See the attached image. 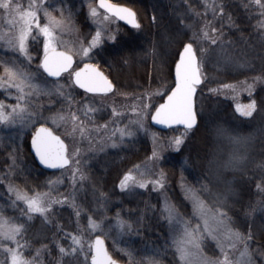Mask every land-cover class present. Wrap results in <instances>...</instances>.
<instances>
[{"label": "trees", "instance_id": "1", "mask_svg": "<svg viewBox=\"0 0 264 264\" xmlns=\"http://www.w3.org/2000/svg\"><path fill=\"white\" fill-rule=\"evenodd\" d=\"M114 1L132 7L140 23V28H135L117 20L116 39L105 41L93 53L92 61L114 79L116 88L120 83L112 75L113 68L129 76L127 92L162 88L153 98L156 107L173 87V67L180 49L193 43L202 61L203 83L196 97L198 126L187 133L179 149L173 146L172 139L181 136L185 128L157 131L166 140L160 166L165 172L172 202L182 216L192 222V210L181 188L185 182L215 208L223 206L232 218L229 223L234 229L245 234L252 232L249 249L263 250L264 211L260 205L264 203V82H256L251 95L242 88L239 95L219 89L225 84L240 88L243 81L252 84L253 77L264 76V29L259 27V22L264 21V7H261L264 0L261 5L255 0ZM220 5H223V13L219 11ZM49 8L57 17H61L58 9L63 8V16L69 18L77 35L89 39L94 34L95 27L88 18L84 0H57ZM213 28L220 33L218 37L212 32ZM204 30L217 38V44L201 38ZM194 33L199 34L197 39H193ZM41 44L40 37L30 40V53L35 56L33 67L50 81L37 68L42 57ZM201 48L207 49L206 55L201 54ZM227 57L231 58L229 62H226ZM82 93L76 89V94ZM252 99L257 101L256 112L252 117L242 116L236 105H247ZM46 101L50 100H42L38 120L30 130L14 137L7 135L0 144V209L9 217V185L18 186L29 194L38 191L54 197L67 189L65 182L58 183L54 179L59 172L41 169L30 152L32 131L39 124L51 126L45 118L51 106ZM150 146L148 137L138 133V137L128 140L125 146L103 152L94 159L86 167L85 181L75 189L76 207H73L74 197L62 199V204H53L48 218L32 214L30 220L27 209L15 207L19 212L16 222L27 229L20 236L21 245L25 241L29 245L22 249L25 256L31 258L39 249L38 260L43 263L52 264L53 258L59 260L60 246L66 243V236L76 233L70 231L77 224L79 211L80 219L93 214L104 227L113 225L118 215L134 226L135 231L128 232L120 241L116 232L96 234L105 237L111 254L123 263L130 264L127 253L131 252L134 258L131 264H149L153 258L159 264H181L174 232L159 198L150 195L146 208L133 193L135 190L124 191L119 186L130 168L149 152ZM236 157L243 159L235 160ZM106 158L111 160L105 163ZM99 161L102 167H98ZM142 193L145 197V192ZM140 204L144 206L143 212H140ZM118 242L126 252L117 248ZM203 245L205 249H214L209 242ZM74 256H67L65 263H82L80 256Z\"/></svg>", "mask_w": 264, "mask_h": 264}, {"label": "snow or ice", "instance_id": "2", "mask_svg": "<svg viewBox=\"0 0 264 264\" xmlns=\"http://www.w3.org/2000/svg\"><path fill=\"white\" fill-rule=\"evenodd\" d=\"M57 2V0H53ZM257 5H261V0H255ZM264 7V5H261ZM0 8L5 10L9 17V23L12 25H19L18 34L8 35L6 33H0V40L6 41L7 45L15 52L20 53L29 63L34 59L30 53L29 38L33 40L43 37V59L40 65H37L38 69H42L51 77L59 78L64 73H68L69 76H73L74 83L79 85L80 88L86 89L89 93L107 94L111 93L115 89L113 82L99 70L98 66L94 64H85L83 68L79 70L73 69L75 63L74 54L69 51H61L58 47L60 39L57 35V31H67L70 28V20L68 17H64V9H58L62 18H57L52 12L48 11V8L43 2H30L25 10L24 6L19 3H14V0H0ZM90 15L94 19H98V23L103 25L112 18H119L127 21L135 28H140L139 20L137 19V13L126 5L113 3L112 0H99L98 5H89ZM103 10V12L101 11ZM219 11L223 13V5H220ZM43 14L47 18V23L41 25L40 16ZM70 16V13H69ZM259 27L264 29V21L259 22ZM37 30V35L33 36V29ZM207 28V25L205 26ZM212 32L218 37L220 33L217 29H212ZM199 34L194 33L193 39H197ZM103 33L97 30L92 37L91 42L87 47L81 45L80 53L82 57H88L94 47L99 46L103 42ZM203 40L210 41L211 44H217V38L209 35L207 30L202 32ZM108 39L115 40L116 36L111 35ZM202 55H206L207 49H200ZM231 60L230 57L226 58V62ZM3 63L4 73L0 75V89L3 88H16L21 95L17 97L21 103L16 105H6L3 101H0V123L13 124L17 121L24 122L25 119H30L32 113L28 110L25 103L26 96L31 93H26L25 89H30L34 92H39L41 86L33 83L37 79L35 74H32L22 66L19 62L12 61L11 63ZM204 73L202 72V61L197 55V48L194 44L189 42L183 47V53L180 56L179 62L176 65V78L177 83L171 94L168 95L167 101L160 104L155 109V115L151 118L159 124H164L169 127L172 125H183L185 132L179 137H173L172 143L176 149L184 143L187 133L196 127L197 113L195 96L197 87L203 83ZM253 83L249 84L247 80L241 83L240 88L234 84L223 85L224 89H231L237 92L241 88L252 94L255 88L256 82H264V76L253 77ZM65 86L57 84L55 91L58 95H64L61 91ZM213 91H217L214 89ZM151 93L146 96L142 95L138 99L140 103L133 109L140 119L134 121L138 127H143V120L147 118L148 111L151 109ZM67 99L71 101V97ZM145 100L149 101L145 103ZM10 108L11 111L6 109ZM98 109H94L91 106H85V115L88 112H94ZM236 110L244 117H252L253 113L257 110V101L252 99L247 105L237 104ZM51 119L54 123L64 122L68 119L62 113L54 114ZM71 121L73 124V133L76 128L83 124L79 117L74 113L71 114ZM79 122V123H77ZM107 128L108 125H103ZM121 136H132L135 133L121 129ZM35 146L36 152L40 157V160L51 168H64L65 166L73 163L70 156L78 155V150L74 149L73 153L69 152V145L65 143L60 136L53 133L52 129L41 126L36 132L35 138L32 141ZM115 146V145H113ZM158 158V153L153 152V159ZM235 160H242V157H236ZM78 164L79 161L77 160ZM139 168V166H136ZM79 172V168L76 169ZM161 178L155 181L146 180L143 178H137L132 171H129L120 183L121 189L131 188L139 186L141 188H147L149 183H154L159 188H163L162 183L164 174L161 172ZM80 179L83 180L84 176L81 175ZM8 190L15 194L16 200L12 201L15 205L16 201H23L28 209L26 213L27 218L30 220L32 214L39 213L45 218L50 213L52 205L60 203L58 200L52 199L50 193H41L36 191L34 195L29 194L26 190L9 185ZM187 197L192 201L194 215H198L202 222L203 227L207 230V233L212 236L214 240H218L220 245V251L223 254V259H213L209 257L203 251L202 240L204 234L199 230L201 225L191 226V222L183 218L179 213V210L174 204H166L165 212L167 219L170 222L180 224L183 229V235L174 241L177 252L179 253V260L182 264H254L251 251L249 249V243L252 241V232L249 230L247 234L233 229L230 225L231 217L224 210V207H218L215 210L209 208L206 202L199 196L198 190L193 187H188L186 190ZM227 198L225 197V200ZM73 207H76L75 201H73ZM262 211H264V203L260 205ZM80 215L79 211L76 213ZM121 230L125 225L131 229L132 225L123 220L118 219ZM89 228L91 230L102 229V223L96 220H89ZM27 229L24 224H17L10 222L9 218L4 216L3 210L0 209V250L6 256V260H0V264H37V259L40 255L39 249L35 257L29 259L24 256L22 249L28 248L27 241L21 245L18 237L23 235ZM83 232V230H82ZM219 234V235H218ZM73 242V247L69 251L62 245L60 246V252L63 255H75L77 250L85 253L94 252L91 255V264H119V262L113 258L109 252L105 240L101 236H97L95 240L88 241L83 235L77 236L70 234ZM4 241H11L15 243V247H10ZM242 246V250L240 247ZM87 249V251H85ZM234 251L237 253L235 259H231L228 255V251ZM120 251H125L120 249ZM130 264L133 261V254L127 253ZM149 264H159L154 258L149 260Z\"/></svg>", "mask_w": 264, "mask_h": 264}, {"label": "rangeland", "instance_id": "3", "mask_svg": "<svg viewBox=\"0 0 264 264\" xmlns=\"http://www.w3.org/2000/svg\"><path fill=\"white\" fill-rule=\"evenodd\" d=\"M30 2H32V0H14V3L22 4L25 10H27V6ZM34 2H37V3L43 2L45 6L48 8V11L50 9L49 6L54 3L53 0H34ZM84 2L86 3V6H87L88 18L92 22L93 26L95 27L94 34L90 36L89 39L84 38L83 36L81 37L77 35L76 31H74L71 25H70L69 30L67 31H59V30L57 31V35L60 39V43L58 45L59 49L69 51L70 53L74 54V57L76 58L77 64L74 70L86 62L96 63L92 61L93 53L95 52V50L98 49L101 46V44L104 43L105 41L107 42L113 41L111 39H108V37L111 35L116 36L119 30L117 26L118 25L117 19L112 18L111 20L107 21L105 24L101 25L98 23V19H94L90 15L89 5L91 4L93 6H96L97 5L96 0H84ZM57 18H62V17H57ZM40 23L41 25L47 23V18L43 16V14H41L40 16ZM18 28H19L18 24L12 25L9 23V17H8L7 12L3 10L2 8H0V33H6L10 36L16 35L18 34ZM97 30L102 31L103 37H104L103 42L99 46L94 47L92 52L89 53L88 57H82L80 53L81 45L87 47L88 44L91 42V39L95 35ZM36 35H37V30L34 28L33 36H36ZM40 38L42 39L41 50H42V56H43L44 38L42 36ZM31 39L32 37L29 38V45H30ZM33 57L35 59V56ZM0 60H3L5 63H11L12 61L19 62V65L22 66L24 70L36 75L37 79L33 81V83L39 84L41 86V90L38 93L31 91L30 89H27V88L25 89L26 93H29V92L31 93L30 95L26 96V99H25L27 108L32 113V116L30 119H25L24 122L17 121L16 123H13V124L0 123V144L2 143L3 138L7 137V135L14 137L16 135L17 136L21 135L26 130H30L32 126L34 125V123L38 120L37 111L43 105L42 100H50V101H46L48 105H51V106L49 107V110H46L45 118L51 123V127L55 130V132L61 135L62 138L65 140V142L69 145L70 153H73L74 149L78 150V153H79L78 155L73 154L70 156V159L73 161V163H71V165L68 168L59 171V174L54 178L58 183L65 182V184L67 185V189L61 192L59 191V194L56 197H54L50 193L52 196V199H56L60 201V203L58 204H62L61 203L62 199L70 200V197L71 199L74 197L73 200H75V203H76L77 201H76L75 196L77 193H74V192H75V189H78L77 187H79V185H81V183H83L86 179V172H85L86 167H88L91 164V162H93L94 159H97V157L100 156L101 154L108 152V150L110 152V150H116L122 146H125L128 140L138 137V133H141L144 136L148 137L150 141V145H151L150 150L145 155V157H143L133 167L130 168L131 169L130 171H132L133 174L137 178H143V179L150 180V181H155L157 179H160L161 178L160 174L161 172H163L164 179L162 183L164 184V187L161 189L158 186H156L154 183H149L147 188H141L139 186H134L131 188H125L123 190L124 191L135 190L133 193L138 197L139 202L141 201L146 206V208L149 207V196L155 195L157 198H159L161 209L167 219L166 212H165V206L166 204H174V203L172 202L168 194V191H167V180H166L165 172L160 166L161 160L163 159V153L165 151L166 140H165V137H162L160 133L155 131L150 125V116L156 105V104L154 105L153 98L154 96L159 95L162 92V88L161 89L158 88L156 90L152 88L151 90H148V91L143 89L142 91L137 92V93L127 92L128 90L126 87H128L129 85L128 84V81L130 80L129 76H125L122 72L118 73L117 70L113 68L114 72L112 75L120 83V85L119 86L117 85V86L122 87V88L117 87V91L115 90L116 92H113L110 94H102V95L100 94L99 95V94H90V93L82 91L83 93L81 95H78L76 94L77 87L75 86L73 82L72 76H69V74H66L60 80H57V81L45 80L44 78L40 76L38 72H36L37 70L33 67L35 64L33 63V60L30 62V65H29V63L26 62V59L20 53L15 52L13 49H11L7 45L6 41L4 40H0ZM96 64L99 65L98 63ZM38 65H40V61L38 62ZM4 66L5 65L3 63H0V75L4 73ZM127 74L129 75L128 72ZM111 80L114 82L113 78H111ZM57 84H62L65 86V88L61 90L64 92V95H58L57 92L55 91ZM133 90L135 91L134 88ZM219 90H221V92H224L223 91L224 88H220ZM226 90L229 93L232 92V94L237 93L236 91L231 90V89H226ZM149 93L152 94L151 100H150L152 107L148 111L147 118L143 120V127H138L133 122L140 119V117H138L137 113L133 109L140 103V100L138 98L141 97L142 95L146 96ZM20 95L21 93L16 88L0 89V101H3L6 105H16V104L21 103V101L17 99V97ZM68 96L71 97V101L67 99ZM147 102L149 101L145 100V103ZM86 105L91 106L92 108L98 109V110L94 112H88V114L85 115L84 113H85ZM52 106H55V107H52ZM6 110L11 111L10 108ZM56 113H62L65 117H68V119L64 122L54 123L51 117ZM72 113L78 116L80 121L83 122L81 126H78L76 128L75 133H73L72 131L73 130V124L71 121ZM105 124L108 125L107 128L103 127V125ZM121 129L130 130L134 132L135 134L132 136L122 137L121 131H120ZM154 151L158 153V158L156 159H153ZM77 160L79 161L78 164L76 163ZM107 160L109 162L111 159L106 158V160H104L105 163H107L106 162ZM99 164H100V161L97 162L98 167L102 165V164L100 165ZM136 166H139V168H137ZM77 168H79V172L76 171ZM81 175L84 176L83 180L80 179ZM188 187L190 186L187 185L185 182H182L181 188L183 189L184 196L186 197V199L188 200L190 204L192 214L194 217V219H192V222L190 221L191 226L194 227L195 225H198V224L201 225V228L199 231L204 234L203 240H202L203 251L209 257H212L213 259H223V254L220 251V245H219L218 240H214L212 236L207 233V230L203 227V222L201 218L198 215H194L192 201L187 197L186 191H185ZM8 192H9L8 198L9 200L11 199L9 201L11 217L5 214L4 216L8 217L10 222L18 224V222H16L17 221L16 219L19 216V212L16 211L17 208L15 207H21L23 209L24 208L27 209V206L23 201H16L15 205H13L12 201L16 200L15 194L10 192L9 190ZM142 192H145L146 200ZM31 194L34 195L35 193H31ZM201 199H203L206 202L209 208L213 210L216 209L214 206L208 203L204 198L201 197ZM53 208H54V205H52L50 213ZM140 208H141L140 212H143L144 206H141L140 204ZM82 212H84V210ZM36 214L44 217L43 215L39 213H36ZM49 216L50 215H48L47 218ZM182 217L185 218L184 216ZM90 219L96 220L93 214L87 215L85 220L80 219L77 216L76 218L77 224L76 226L73 227V231H70V232H76L72 234H75L77 236L83 235L85 239L88 241H93L97 232H116L117 241H120L122 240L123 237L127 235L128 232L135 231L133 230L134 226L132 224H131L132 225L131 229H129L126 224L124 229L121 230L119 223H118V219L127 222L126 219L122 217V215H118L113 225L109 227H104L102 225V229H96V230H91L89 228ZM185 219L188 220V218H185ZM138 221L140 220L138 219ZM98 222H101V221H98ZM168 222L171 225L172 232H174L175 240L179 239L183 235L182 226L180 224L170 222L169 220ZM66 237H67L66 243L64 244L63 247L70 251L74 245L72 242L71 235H67ZM18 239L20 240L21 238L18 237ZM204 242L211 243L214 249H209V250L205 249L203 245ZM4 243L8 244V246L10 247H15L14 242L4 241ZM116 246L119 249L123 248L121 245H119V242L117 243ZM238 247H240V250H242V246H238ZM85 251H87V249ZM226 251L228 250L226 249ZM250 251L252 254V258L254 260V264H264V249L263 250L256 249L255 251H252L250 249ZM123 252H126V250ZM23 254H24V251H23ZM75 255H76L74 256L75 258H79L80 256L82 263H78V262L65 263L66 258L69 255L62 256L61 254V258L59 260L57 259L55 261V259L53 258L52 264H89V259L91 256L90 251L87 253V257L85 256V253L80 251L79 249L77 250ZM228 255L231 259H235V257L237 256V253L234 251H228ZM35 256H32L31 258ZM0 260H6V256L2 250H0ZM37 264H46V263L45 262L43 263L41 260L37 259Z\"/></svg>", "mask_w": 264, "mask_h": 264}, {"label": "water", "instance_id": "4", "mask_svg": "<svg viewBox=\"0 0 264 264\" xmlns=\"http://www.w3.org/2000/svg\"><path fill=\"white\" fill-rule=\"evenodd\" d=\"M112 2H113V1H112ZM98 3H99V0H97V4H98ZM113 3H116V2H113ZM116 4H119V3H116ZM121 5H124V4H121ZM126 6H127V5H126ZM117 19H118L119 21L125 23V24L128 25V26H132V27H134L133 25L129 24V23H128L127 21H125V20H121V19H119V18H117ZM60 50H61V49H60ZM61 51H65V50H61ZM182 53H183V48H182V50H181V52H180V54H179L178 60H177L175 66H174V69H173L174 85H173L172 89L168 92V94L164 97L163 101H162L160 104H163V103H165V102L167 101V97H168V95H170V94H171V91L174 90V88H175V85H176V83H177V78H176V65L178 64L179 59H180V56H181ZM42 59H43V57H42ZM74 59H75V63L73 64V68H74V67L76 66V64H77V62H76V58H75V57H74ZM41 62H42V60H41ZM85 64H94V65L98 66L97 64H95V63H93V62H86V63L82 64V65H81L78 69H76V70H79L80 68H83ZM98 68H99V70H100L101 72H103V73H104V74H105V75L111 80V78L106 74V72H105L104 70H102L99 66H98ZM43 72H44V71H43ZM44 74H45L46 77H47L48 79H50V80H59V79H61V77H62L64 74H66V73L62 74V76L59 77V78L51 77V76H49L46 72H44ZM72 79H73V82H74V73H73ZM111 81H112V80H111ZM112 82H113V81H112ZM74 84H75V83H74ZM113 84H114V83H113ZM114 85H115V84H114ZM75 86H76L77 88L81 89L82 91L87 92L86 89H82V88H80L79 85L75 84ZM198 87H199V86H198ZM198 87H197L196 96H195V103H196V97H197ZM115 89H116V85H115ZM115 89H114V91H115ZM114 91H113V92H114ZM113 92H111V93H113ZM87 93H89V92H87ZM90 94H94V93H90ZM95 94H99V93H95ZM107 94H110V93H107ZM160 104H159V105H160ZM159 105L157 106V108L159 107ZM196 113H197V110H196ZM154 115H155V111L153 112L152 116H154ZM152 116H151V117H152ZM197 121H198V114H197ZM150 123H151V125H152L154 128H156V129H158V130H161V131H166V130H168V129H170V128H174V127H181V128H184L183 125H172L171 127H169V126L164 125V124H159V123H157L155 120H153L152 118H150ZM41 126H44V127L50 128L49 126H46V125H39V126H37V127L35 128V130L33 131L32 135H31V138H30V150H31V153L33 154V156H34V158H35L37 164H38L42 169H44V170H46V171H48V172H58V171H61V170L65 169V168H67L70 164L67 165V166H65L64 168H51V167H49L48 165H45V164L40 160V157H39V155L37 154L36 149H35V146L33 145L32 141H33V139L35 138L36 132L40 129ZM197 126H198V123H197L196 127H197ZM196 127H194V128H196ZM194 128H193V129H194ZM50 129H52V128H50ZM52 131H53V129H52ZM53 133H55V132L53 131ZM55 134H56L57 136H60V135H58L57 133H55ZM60 137H61V136H60ZM61 139H63V138L61 137ZM63 140H64V139H63ZM64 141H65V140H64ZM65 143H66V142H65ZM66 144H67V143H66ZM97 236H101V237H103L102 235H96V236L94 237L93 240H95V238H96ZM103 239L105 240V243H106L107 248H108V250H109V247H108V244H107L106 239H105L104 237H103ZM109 252H110V250H109ZM110 253H111V252H110ZM93 254H94V252H91V255H93ZM112 256H113V255H112ZM113 258L116 259L114 256H113ZM116 260H117V259H116ZM117 261L119 262V264H125V263H123V262H121V261H119V260H117ZM89 264H91V256H90V259H89Z\"/></svg>", "mask_w": 264, "mask_h": 264}, {"label": "bare ground", "instance_id": "5", "mask_svg": "<svg viewBox=\"0 0 264 264\" xmlns=\"http://www.w3.org/2000/svg\"><path fill=\"white\" fill-rule=\"evenodd\" d=\"M113 2H115L114 0H112ZM96 3H97V0H96ZM98 5V4H97ZM125 5V4H124ZM128 6V5H127ZM128 7H130V6H128ZM130 8H132V7H130ZM133 9V8H132ZM134 10V9H133ZM135 11V10H134ZM132 27V26H131ZM186 45V44H185ZM184 45V46H185ZM183 46V47H184ZM182 47V48H183ZM182 48L180 49V51H179V53H178V56H177V59H176V61H175V64H176V62H177V60H178V57H179V54H180V52H181V50H182ZM43 57V56H42ZM42 57H41V60H42ZM41 60H40V64H41ZM175 64H174V66H175ZM79 67H77V69H78ZM173 69H174V67H173ZM42 70V69H41ZM76 70V69H75ZM43 71V70H42ZM44 73V72H43ZM107 74V73H106ZM114 83V82H113ZM115 84V83H114ZM116 85V84H115ZM116 91H117V88H116ZM116 91H114V92H116ZM102 95V94H101ZM162 102V101H161ZM161 102H159L158 104H157V106L161 103ZM157 106L156 107H154V110H153V112L155 111V109L157 108ZM153 112L151 113V116H152V114H153ZM151 116H150V118H151ZM198 124H199V117H198ZM40 125H46V126H49V125H47V124H40ZM150 125H151V123H150ZM50 128H52L51 126H49ZM151 127L154 129V130H156V131H158V132H167V131H169V130H171V129H173V128H170V129H168V130H166V131H161V130H158V129H156V128H154L152 125H151ZM175 128V127H174ZM53 129V128H52ZM53 131L55 132V130L53 129ZM55 133H57V132H55ZM58 134V133H57ZM59 135V134H58ZM61 136V135H60ZM62 137V136H61ZM30 152H31V150H30ZM32 154V153H31ZM32 156H33V154H32ZM34 157V156H33ZM34 160H35V158H34ZM36 161V160H35ZM37 163V162H36ZM71 165V164H70ZM69 165V166H70ZM39 166V165H38ZM68 166V167H69ZM40 167V166H39ZM67 167V168H68ZM41 168V167H40ZM42 169V168H41ZM66 169V168H65ZM44 170V169H43ZM46 171V170H45Z\"/></svg>", "mask_w": 264, "mask_h": 264}, {"label": "flooded vegetation", "instance_id": "6", "mask_svg": "<svg viewBox=\"0 0 264 264\" xmlns=\"http://www.w3.org/2000/svg\"><path fill=\"white\" fill-rule=\"evenodd\" d=\"M100 95V94H99Z\"/></svg>", "mask_w": 264, "mask_h": 264}]
</instances>
